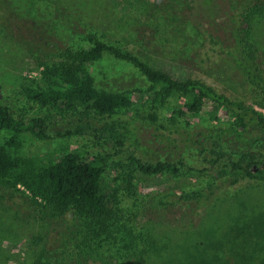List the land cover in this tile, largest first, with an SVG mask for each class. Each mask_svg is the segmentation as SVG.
Returning <instances> with one entry per match:
<instances>
[{
  "label": "rangeland",
  "instance_id": "374dc122",
  "mask_svg": "<svg viewBox=\"0 0 264 264\" xmlns=\"http://www.w3.org/2000/svg\"><path fill=\"white\" fill-rule=\"evenodd\" d=\"M2 2L6 10H0V101L10 105L16 114L27 116L38 111L26 100L22 89L39 76L40 63L51 61L60 47L88 46L87 33L129 49L144 61L172 73L199 78L219 91L253 103L254 87L241 68L244 55L236 39L237 33L239 37L245 36L242 12L247 6L246 0ZM250 23L249 43L258 54L256 61L264 68V13H254ZM90 73L97 88L131 91L145 90L150 85L134 65L110 54L91 64ZM181 103L182 99L170 98L157 110V120L151 118L154 110L148 104H140L128 117L126 129L99 118L91 119L101 144L91 135L48 141L25 136L24 151L41 157L69 150L101 154L107 161L104 181L111 188L119 189L124 186L121 179L114 183L113 178L134 168L131 153L146 159H182L200 169L210 166L207 159L224 151L264 155V143L260 140L247 143L248 138L235 134L223 111H218L215 119L207 113L188 119L173 118L172 110ZM54 113L49 115L54 129L77 121L70 112ZM160 124L167 125L168 130H158ZM262 134L263 131L254 137ZM117 140H123L124 144L119 145ZM107 154L111 155L108 159ZM193 181L195 178L188 172L138 177L134 193L152 189L172 192L173 185L178 187ZM244 201L248 209H242ZM260 202H264V187L243 182L219 193L198 220L176 221L169 217L167 222L131 208L124 222L138 237L164 238L175 254L182 250V244L193 238L200 240L197 235L203 227L216 224L222 231L232 216L240 211L250 213L251 205L258 208ZM184 208V205L179 207ZM73 216L71 213L54 215L49 208L33 205L20 191L0 186V264H29L39 253L48 264H124L125 257L117 252L121 246L103 243L88 248L79 219ZM254 256L247 252L243 260L258 263L260 258L256 260Z\"/></svg>",
  "mask_w": 264,
  "mask_h": 264
},
{
  "label": "trees",
  "instance_id": "16d2710c",
  "mask_svg": "<svg viewBox=\"0 0 264 264\" xmlns=\"http://www.w3.org/2000/svg\"><path fill=\"white\" fill-rule=\"evenodd\" d=\"M246 1L242 12L245 36L239 37L237 33L236 39L244 55L240 60L241 68L254 87L253 103L219 91L199 78L172 73L144 61L129 49L87 33L88 46L60 47L51 61L40 63L39 76L23 87L22 94L38 111L27 116L16 114L10 105L0 101V186L20 191L33 205L49 208L54 215L71 213L73 218L79 219L88 248L103 243L121 246L117 252L125 257L124 264H264V202H260L258 208L251 205L250 213L240 211L232 216L222 231L216 224L203 227L197 235L200 240L193 238L182 244V250L175 254L164 238L138 237L124 222L131 208L167 222L169 217L176 221L198 220L207 212L206 206L227 187H237L243 182H255L264 187V155L248 151L234 155L224 151L215 153V157L207 159L210 166L200 169L182 159H146L131 153L134 168L113 178L114 183L121 179L124 186L119 189L111 188L104 181L107 161L101 154L69 150L41 157L24 151L25 136L48 141L91 135L101 144L91 119L99 118L126 129L128 117L138 105L148 104L154 110L151 118L157 120V110L172 97L182 99L181 106L172 110L173 118L188 119L207 113L215 119L217 112L223 111L224 119L235 134L248 138L247 143L256 140L264 143V134L254 137L264 132V111L255 107L264 109V68L256 61L258 54L249 43L251 16L256 12L264 13V0ZM5 6L0 0V10L5 11ZM106 54L134 65L150 85L145 90L131 91L97 88L90 66ZM54 112H70L77 121L54 129L49 118ZM157 128L168 130L163 124ZM117 143L123 145L124 141L117 140ZM109 157L111 155L107 154V159ZM187 172L195 181L178 187L173 185L172 192L152 189L134 193L138 177ZM242 204V209L249 208L245 201ZM181 205L185 206L184 212L179 209ZM238 251L242 256H237ZM247 252L260 261L244 262ZM43 256L39 253L29 264H48Z\"/></svg>",
  "mask_w": 264,
  "mask_h": 264
},
{
  "label": "water",
  "instance_id": "95a60500",
  "mask_svg": "<svg viewBox=\"0 0 264 264\" xmlns=\"http://www.w3.org/2000/svg\"><path fill=\"white\" fill-rule=\"evenodd\" d=\"M256 170H257V167L255 166V167H254V171H256Z\"/></svg>",
  "mask_w": 264,
  "mask_h": 264
}]
</instances>
